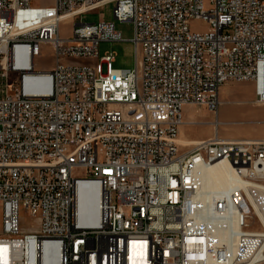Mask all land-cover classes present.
Here are the masks:
<instances>
[{
    "label": "built area",
    "instance_id": "built-area-1",
    "mask_svg": "<svg viewBox=\"0 0 264 264\" xmlns=\"http://www.w3.org/2000/svg\"><path fill=\"white\" fill-rule=\"evenodd\" d=\"M110 2L116 20L134 25L133 69L99 56L100 43L123 40L115 22L82 21ZM32 3L0 0V264H47L51 253L55 264H262L264 139L216 135L186 146L179 133L184 108L217 113L229 81H253L264 103V0ZM68 17L71 35L62 36ZM43 45L55 52L53 70L35 68ZM221 164L237 177L240 204L228 207L232 190L213 191L218 223L198 221L204 204L188 191L186 167L203 166L206 188L204 174ZM80 184L96 186L85 222ZM235 211L245 212L242 226H232ZM131 216L144 230L129 229ZM223 229L243 234L239 256Z\"/></svg>",
    "mask_w": 264,
    "mask_h": 264
},
{
    "label": "rangeland",
    "instance_id": "rangeland-1",
    "mask_svg": "<svg viewBox=\"0 0 264 264\" xmlns=\"http://www.w3.org/2000/svg\"><path fill=\"white\" fill-rule=\"evenodd\" d=\"M54 0H33L32 8H51ZM115 4L108 3L100 10L90 11L82 15L85 23L99 21L115 22L116 29L121 32L122 41H107L100 43L98 47L99 56L108 53L115 54L112 67L118 69H133L135 66V47L132 41L134 37V25L131 21H118L114 18L113 9ZM31 18H35L31 16ZM24 19V13L19 17L18 24ZM35 22V21H34ZM73 20H65L61 24V35H71ZM205 26L195 22L192 29H204ZM1 62V59H0ZM90 62H93L90 60ZM56 65L55 52L49 45H43L40 56L35 58L36 70H53ZM1 72V71H0ZM9 81L16 82L19 73L9 72ZM252 86L255 88L252 90ZM257 85L253 81H229L220 89L219 98L221 105L217 113L205 107L197 105L190 106L193 112L192 120L195 124H185L182 133L189 137L209 138L216 135L225 140L263 139L264 138V103L258 102L256 95ZM189 117V116H188ZM217 133H214V126H217ZM221 122V123H220ZM181 133V134H182ZM183 138V135L181 136ZM76 174L85 176L83 169H77ZM24 218H30L23 214ZM26 225V223H25ZM1 226V225H0ZM264 264V262L262 263Z\"/></svg>",
    "mask_w": 264,
    "mask_h": 264
},
{
    "label": "bare ground",
    "instance_id": "bare-ground-1",
    "mask_svg": "<svg viewBox=\"0 0 264 264\" xmlns=\"http://www.w3.org/2000/svg\"><path fill=\"white\" fill-rule=\"evenodd\" d=\"M20 13L17 17V24ZM69 20V17L66 18ZM217 123V121H215ZM186 174H188V191L195 192V201L198 204H204L196 207V219L198 221H209V223H218V216H221V208L216 207L215 198H213V191L226 193L231 191V196L228 198V207H235L240 204V190H233L237 184V177L233 174L232 169L227 164H221L209 169L204 174V181L206 188H199L203 179V166H187ZM96 189L93 184H80L78 187L77 209L78 215L82 222L90 219V207L88 204L89 192ZM243 219H245L244 211H235L232 214V226H242ZM129 229L131 231L144 230V220L139 216H131L129 220ZM262 238L264 240V231H262ZM171 241H178V233H171ZM243 242V234L231 229H223L222 243L228 249L230 256H239L240 248L234 242ZM55 249V247L51 246ZM263 259V258H262ZM56 263V254H49L47 264ZM229 264H237V261H229ZM248 264H254L249 262ZM261 264V263H260Z\"/></svg>",
    "mask_w": 264,
    "mask_h": 264
},
{
    "label": "crops",
    "instance_id": "crops-1",
    "mask_svg": "<svg viewBox=\"0 0 264 264\" xmlns=\"http://www.w3.org/2000/svg\"><path fill=\"white\" fill-rule=\"evenodd\" d=\"M255 88L252 86V90H254ZM257 91H258V88L256 90V94H257ZM255 92V90H254ZM220 95V94H219ZM220 99V98H219ZM260 102V101H258ZM220 105H221V100H220ZM220 107V106H219ZM191 107L190 106H186L183 110V121L184 123L182 124V126L180 127V133H179V140L180 142L183 144V145H186V146H189V145H192L194 144L196 141H199V140H205V139H208V138H199V137H189L187 135H185V133L183 134L182 133V127L183 125L185 126V124L189 123V124H195L196 122L190 118H192L194 115H193V112H191ZM192 115V117H191ZM189 116V117H188ZM215 122V121H214ZM218 122L217 121V126H214V133L216 134L217 133V127H218ZM221 123V122H220ZM182 133V134H181ZM183 135V138L184 139H181V136ZM218 136V135H217ZM219 138L223 139L222 137L218 136ZM211 138V137H209ZM264 139V138H263ZM189 147H183L182 149L183 150H186L188 149Z\"/></svg>",
    "mask_w": 264,
    "mask_h": 264
}]
</instances>
